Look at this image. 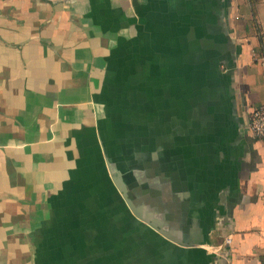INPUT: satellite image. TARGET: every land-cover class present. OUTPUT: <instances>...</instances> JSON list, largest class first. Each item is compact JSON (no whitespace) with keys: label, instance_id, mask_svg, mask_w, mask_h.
Masks as SVG:
<instances>
[{"label":"crops","instance_id":"0c3cea01","mask_svg":"<svg viewBox=\"0 0 264 264\" xmlns=\"http://www.w3.org/2000/svg\"><path fill=\"white\" fill-rule=\"evenodd\" d=\"M263 52L264 0H0V264H44L45 230L75 175L106 165L115 124L148 127L115 139L147 149L108 155L134 185L191 171L182 241L209 264L262 263L264 145L244 124ZM194 63L198 89L181 81Z\"/></svg>","mask_w":264,"mask_h":264},{"label":"water","instance_id":"95a60500","mask_svg":"<svg viewBox=\"0 0 264 264\" xmlns=\"http://www.w3.org/2000/svg\"><path fill=\"white\" fill-rule=\"evenodd\" d=\"M201 71L197 63L184 67L180 72L188 77L181 81L187 82L190 89L203 87L206 78L198 76ZM196 114L197 111H190L189 133L197 129ZM146 128L115 124L108 126V132L115 139L131 134L143 137ZM115 139L107 143L108 155L119 157L127 152L121 148L122 144L132 143L139 150L148 146L142 140L125 143ZM102 155L106 165L98 173L75 175L69 206H62L50 231L45 230L48 243L43 244L44 264H209L211 259L203 248L194 247L197 243L182 241L180 237L185 213L188 210L190 217L195 213L193 201L185 194L188 183L185 181L191 171L169 175L159 174L155 169L150 170V175L141 171V184L134 185L127 159L120 168L108 158L105 147ZM157 181L161 187H155ZM194 187L188 189L191 196L197 192ZM165 196L168 202L162 198ZM205 231L208 235L209 231Z\"/></svg>","mask_w":264,"mask_h":264},{"label":"built area","instance_id":"2783aa9c","mask_svg":"<svg viewBox=\"0 0 264 264\" xmlns=\"http://www.w3.org/2000/svg\"><path fill=\"white\" fill-rule=\"evenodd\" d=\"M258 59L259 64L264 67V54L258 56ZM244 127L254 136H257V139L264 145V102L249 110ZM260 264H264V261Z\"/></svg>","mask_w":264,"mask_h":264},{"label":"trees","instance_id":"16d2710c","mask_svg":"<svg viewBox=\"0 0 264 264\" xmlns=\"http://www.w3.org/2000/svg\"><path fill=\"white\" fill-rule=\"evenodd\" d=\"M249 1V3H251V4H253V2H258L259 0H248Z\"/></svg>","mask_w":264,"mask_h":264},{"label":"rangeland","instance_id":"374dc122","mask_svg":"<svg viewBox=\"0 0 264 264\" xmlns=\"http://www.w3.org/2000/svg\"><path fill=\"white\" fill-rule=\"evenodd\" d=\"M261 66V65H260ZM261 67H263V66H261ZM264 68V67H263Z\"/></svg>","mask_w":264,"mask_h":264}]
</instances>
